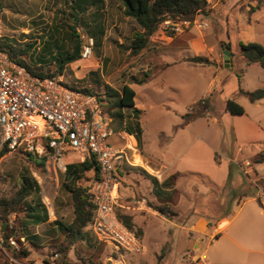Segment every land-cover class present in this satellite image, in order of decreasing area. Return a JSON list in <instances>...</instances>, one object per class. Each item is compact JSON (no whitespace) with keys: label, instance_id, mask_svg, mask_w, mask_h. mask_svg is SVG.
I'll use <instances>...</instances> for the list:
<instances>
[{"label":"rangeland","instance_id":"374dc122","mask_svg":"<svg viewBox=\"0 0 264 264\" xmlns=\"http://www.w3.org/2000/svg\"><path fill=\"white\" fill-rule=\"evenodd\" d=\"M91 1L95 4H90ZM223 1L225 0H212L208 3L210 8L208 14L197 16L193 24L173 23L168 20L162 22L149 37L146 47L137 55H133L130 53L129 43L133 32L140 29L133 19L123 15L119 0H88L86 10L80 16L74 30L80 45L79 55L81 46L86 45L89 39L92 40L91 53L84 59L80 55L78 60L65 65L62 74L56 78H60L68 88L87 89L99 97L108 123L113 121L114 126L120 125L127 112L121 111L115 105V101L111 103L105 101L107 99V97L104 99L105 86L110 89L111 94L120 93L124 84L131 86L135 92V103L145 110L142 118L144 141L148 150L157 154L160 133L171 135L169 134L171 128L180 123V117L166 109V106L182 114L187 102L201 97L209 79L207 71L177 63L149 80L162 65L161 56L163 55L167 62H174L176 59H183L186 54L182 51L173 53L171 47L184 48L190 44L197 48H205L209 55L202 57L219 66L223 72L226 71L222 95L229 96L236 90L241 73L236 72L238 75L236 79L235 74L227 72L228 69L224 67L219 36L224 38L228 34L235 51L234 61L238 67L240 60H243L237 51L238 41H255L264 45V11L255 19L252 15L248 16L246 10L247 6H254L255 2L240 0L232 6L231 4L237 0H227L224 2L225 5ZM71 5H73L71 0H0V41L7 40L22 47L33 42L34 57H43L47 61L45 64L36 63V66H42L44 72L47 70L54 72L56 65L48 60V53L42 51V41L49 35L58 39L65 38L69 29L66 25L62 27V24L63 21L67 24L72 23ZM213 5L214 8L211 7ZM228 6H232L230 11ZM173 24L178 25L176 27ZM56 29L60 31L59 34L55 33ZM71 41L65 39V47L71 48ZM211 48L215 50L212 54ZM188 52L191 50L188 49ZM193 56L196 55L188 56V59ZM246 73V81H241L240 84L242 89L252 91L264 88V69L253 65ZM144 82L146 83L142 84ZM209 100H215V107L219 108L220 101L217 100L216 91ZM219 127L211 123L206 129V123L197 119L184 131L186 137L183 142H189L196 136L205 140L212 139L216 144L221 141L223 135L220 124ZM118 140L119 137L115 134L107 137L106 142L114 148ZM137 150L141 151L138 144ZM28 157L26 154L16 152H6L0 157V197L8 198L15 193L18 177L22 170L27 169L37 182L38 195L47 210L48 219L45 223L30 228L31 244L23 238L9 239L11 249L18 251L25 248L29 251L25 257H13L10 251L4 248L0 238V264H66L62 262L57 251L58 244L64 240L66 232H60V228L53 221L57 220L66 226L72 222L71 197L69 188L65 187L72 182L65 174L59 172H56L55 178L51 173L49 179L44 166L37 164L33 156ZM137 158L139 159L138 156H134V160ZM79 159V155L71 150H66L63 155L66 164L78 163ZM249 164L250 162H247L245 167H249ZM259 169L264 173V164ZM115 174V180L119 183L118 192L116 191L118 196L115 204L116 215L131 216L135 228L141 230L140 239L143 245L139 255L128 253H124L123 256L116 255L117 258H123L126 264H156L161 250L164 251V257L168 253L167 258L174 259H170L171 264L196 263L198 261L196 258L185 260L187 251L195 255L203 254L211 264H264V207L257 195L259 190L264 189V183L258 184L256 192L262 215L255 216V212L246 205L247 215L254 222L250 220L241 224L239 215L218 232V229H214L220 221L233 215L227 207L230 200L228 188L222 191L211 188L205 190V181L195 177L199 191L191 196L193 211L177 213L176 216H163L156 210L161 205L152 198L149 187L131 176ZM79 175L77 184L85 186L93 173ZM180 187L188 189L184 184ZM191 188L196 190L195 186ZM184 199L186 201L190 199L188 193ZM184 208L185 205H182L180 209ZM18 216L10 215L9 224H17ZM200 218L206 219L207 226L201 230L191 228ZM109 251V247L99 244L90 229H86L85 238L71 247L67 257L72 263L81 256L89 262L105 264ZM163 263L164 258L161 261V264Z\"/></svg>","mask_w":264,"mask_h":264},{"label":"crops","instance_id":"0c3cea01","mask_svg":"<svg viewBox=\"0 0 264 264\" xmlns=\"http://www.w3.org/2000/svg\"><path fill=\"white\" fill-rule=\"evenodd\" d=\"M206 1L210 3L212 0ZM226 1L227 0L222 3ZM239 1L240 0H237L231 5H235ZM254 2L257 4L258 0H251V3ZM232 6H228L229 11ZM254 6H247L246 10L248 16L252 15L256 19L259 18L261 12L264 11V5L251 11V8ZM211 7L214 8L215 5ZM238 13L246 14V12L239 11ZM218 41L220 47L227 46L229 48L232 66L230 64L227 72L234 73L236 79L238 77L236 72L239 71L241 73L239 81L237 80L238 85L234 91L235 93L233 92L229 96L222 95V84L226 77V71L223 72L219 66L211 62L196 64L188 61V56L196 55L206 57L209 55L206 53L205 48H197L190 44L186 45L184 48L171 47L170 50L173 53L175 51H182L186 56L183 57V59H176L174 62H167L161 54L162 56L160 59L163 63L160 68L149 77V80L177 63H184L208 72L209 79L205 85L204 93L201 97H198L199 99L197 98L187 102L184 105L182 114L166 106V109L180 117V123H177L171 128L169 133L171 135H166L167 133L165 134L164 132L160 133L157 154L149 151L146 146L142 126V118L143 115H145V110L138 106L135 101L134 105L130 108H120L121 111L127 112V114L123 116L120 125L116 124V126H114L113 121L111 123L109 122V129L111 132L108 137L116 134L119 140L116 141L114 148L124 151V155L114 166V175L116 176L115 173H119L121 176L126 177L128 175L138 181H142L149 187L152 198L160 205L166 204L171 212L175 214L193 211V209L191 210V196L196 195L199 191L195 177H200L205 181V190H210L211 188L212 190L222 191L224 188H228L230 200L227 202V207H229V212L233 215L229 219H223L216 228L214 227V230L218 229V232H220L228 226L233 219L239 217V215H241V224L248 223L251 220L247 215L248 213L245 209L246 205H249L252 211L255 212V216L259 217L262 215V210L259 209L260 201L256 198V192L258 191V184L264 183V173H261L259 169L264 164V161H257L264 153V99L251 103L246 95L237 92L238 88H241V81H246V72L248 68L257 64L247 65L244 60H240L241 63L238 67L234 61L235 51L231 45L228 34H226L224 38L219 36ZM240 42L241 41H238L237 43V51H239L238 44ZM188 49H190L191 52H188ZM211 51V54L215 52L213 49ZM242 90L244 92L249 91L247 89ZM215 91L217 100L220 101L219 108L215 107V100H209V97L212 96ZM227 99H231L240 105L243 108V113L238 115L227 112L225 110V101ZM202 100H205L206 105L202 107L204 113L184 123L182 117L189 112L190 106ZM197 119L206 123V129L210 127L211 123L217 125L218 128H220V124L223 131L221 141L215 144L212 139L205 140L201 137L197 138L194 136L189 142L187 141L184 143L183 140L186 137L184 131L190 128L192 123ZM229 139H231V141H229ZM137 144L140 146L142 155L137 150ZM134 156H138L139 159L137 158L134 160ZM79 161H81V159H79ZM247 162H250L249 167H245ZM151 178L156 179L157 184L154 185ZM161 183L163 184L161 185ZM182 184H184L185 187L187 186L188 189H181L180 185ZM118 185L119 183H116V188L114 190L115 204L118 198L116 195L118 192ZM192 186H195L196 190H191ZM187 193L190 197L188 201L184 199ZM182 205L186 207L183 210L180 209ZM251 221L254 222L253 220ZM252 224L254 225L255 223ZM206 226V219L200 218L191 228L201 230L202 227ZM200 247L201 242L199 243V248ZM187 252L185 260L200 258L194 264H211L203 254L195 255L191 254L189 251ZM139 254L140 253L137 255ZM167 255L168 253L164 257L163 264H171V260H174L171 258V260L168 259Z\"/></svg>","mask_w":264,"mask_h":264},{"label":"built area","instance_id":"2783aa9c","mask_svg":"<svg viewBox=\"0 0 264 264\" xmlns=\"http://www.w3.org/2000/svg\"><path fill=\"white\" fill-rule=\"evenodd\" d=\"M91 46V39L81 46L83 59ZM110 132L99 97L68 88L60 78L34 76L0 51V148L33 156L43 163L49 179L51 173L54 178L56 172L65 174L66 150L81 161L92 158L98 178L88 188L94 208L86 229L110 248L105 264H126L116 255L141 253L143 245L116 218L114 166L124 151L107 144ZM257 195L264 207V189Z\"/></svg>","mask_w":264,"mask_h":264},{"label":"trees","instance_id":"16d2710c","mask_svg":"<svg viewBox=\"0 0 264 264\" xmlns=\"http://www.w3.org/2000/svg\"><path fill=\"white\" fill-rule=\"evenodd\" d=\"M71 1L73 2V5L70 7L72 23L67 24L66 21H63L62 24V27L66 25L69 29L65 38L61 37L58 39L56 36L49 35V37L42 41V51H46L48 53V60L50 59L56 65L54 72L48 70L44 72L42 66H36V63L45 64L47 61L43 57H34L33 53H35V47L33 42L26 43L22 47L7 42V40L0 41V51L5 53L9 61L24 67L34 76L40 78H56L60 76L65 65L78 60L80 57L79 53L76 54L75 47L78 40L76 39L77 34L74 28L78 24L80 16L84 13L86 10L85 7L89 3L88 0ZM119 2L122 6L123 15L133 19L140 29L139 31L133 32L129 43L130 53L133 55H137L146 47L149 37L157 30L162 22L168 20L173 23L187 22L188 24H193L197 16H206L210 11L209 4L206 0H119ZM90 4H95V2L91 1ZM263 5L264 0H258L257 4L251 8V11ZM59 32L60 31L56 29L55 33L59 34ZM46 33L47 32H45V34ZM65 39L72 40L71 48L65 47ZM238 47L239 54L247 65L257 64L260 68L264 69V46L256 42H240ZM188 61L196 64L208 63L207 58L202 56L190 57ZM105 88L106 92L104 94V99L107 97V99H105L106 102L111 103V101H115V105L118 108H130L134 105L135 92L128 84L122 86L120 93L113 92L111 94L110 89L107 86H105ZM79 90L84 93L92 94V92L87 89L79 88ZM237 92L246 95L251 103L264 99V88H257L252 91L244 92L239 87ZM113 98H115V100H113ZM203 106H206L205 100L191 105L189 112L182 117L183 122L187 123L202 115L204 113L202 110ZM225 110L231 114L239 115L243 113V108L231 99L225 101ZM6 152H9L7 148L5 146L1 147L0 157ZM28 158H30V156ZM257 161H264V153ZM37 164L41 165L43 163L37 161ZM86 172L93 173L89 183L85 186L77 184V181L80 179L79 174ZM65 177L70 178L72 182L71 185H66L65 187L69 188L68 192L71 197L73 219L71 224L67 226L61 224L57 220L53 221V223L60 228V232H66L64 240L58 244L57 251L62 262L70 264L72 262L68 260L67 257L69 250L76 242L82 241L85 238L86 228L91 221L94 205L88 193V188L90 184L98 178V167L92 158L82 160L78 163L67 164ZM151 179L154 185L157 184L156 179ZM163 183H161V185ZM156 210L163 216H176L166 204L157 207ZM12 214L15 216L22 214V216L19 215L17 217V224H9V216ZM116 218L125 228L132 231L134 235L140 239L141 230L135 228L131 216L117 214ZM47 219V210L38 195L37 182L31 176L30 172L24 169L18 177V185L15 193L8 198L0 197V238L2 245L7 251H10L11 255L15 258L27 256L29 251L25 248L18 251L11 249L8 243L9 239L23 238L28 240L29 244H31L32 235L30 233V228L45 223ZM163 258L164 251L161 250L160 254L157 256L156 264H161ZM72 264L102 263L89 262L88 259L78 256L76 262Z\"/></svg>","mask_w":264,"mask_h":264},{"label":"water","instance_id":"95a60500","mask_svg":"<svg viewBox=\"0 0 264 264\" xmlns=\"http://www.w3.org/2000/svg\"><path fill=\"white\" fill-rule=\"evenodd\" d=\"M79 41L76 42V54L79 53ZM221 51H222V59H223V63H224V67L229 69L230 64H231V58H230V52H229V48L226 46H221Z\"/></svg>","mask_w":264,"mask_h":264}]
</instances>
